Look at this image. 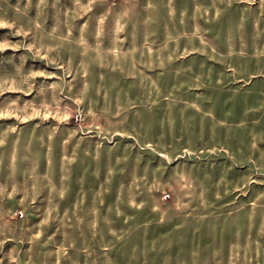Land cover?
<instances>
[{
    "label": "rangeland",
    "instance_id": "1",
    "mask_svg": "<svg viewBox=\"0 0 264 264\" xmlns=\"http://www.w3.org/2000/svg\"><path fill=\"white\" fill-rule=\"evenodd\" d=\"M0 264H264V0H0Z\"/></svg>",
    "mask_w": 264,
    "mask_h": 264
}]
</instances>
